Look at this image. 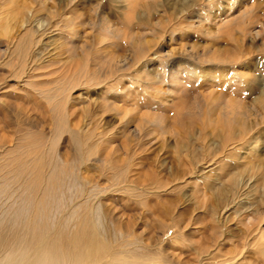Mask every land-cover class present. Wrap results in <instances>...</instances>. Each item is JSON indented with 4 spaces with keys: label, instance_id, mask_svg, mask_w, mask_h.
I'll return each instance as SVG.
<instances>
[{
    "label": "rangeland",
    "instance_id": "374dc122",
    "mask_svg": "<svg viewBox=\"0 0 264 264\" xmlns=\"http://www.w3.org/2000/svg\"><path fill=\"white\" fill-rule=\"evenodd\" d=\"M118 1H99V8L107 7L101 13V9H91L95 0H0V162L13 153L7 149L24 135L34 136L40 130L49 137L38 151L46 161L53 141L58 143L57 151L64 147L74 153L78 149L68 130H56V100L49 99L55 95L50 96L46 89L62 82L59 73L71 63L69 56H85L89 69L96 73L93 82L70 90L65 105L67 129L74 128L81 141V150L73 154L76 164L86 158L82 154L91 147V140L97 142L100 137L98 151L88 155L86 162L95 175L107 174L100 185L103 192H107L106 186L108 191L114 185L119 188L112 174L131 166L134 186L149 187L159 194L144 196L154 203L148 207L144 197H139L140 188L117 189L112 198L97 191L95 204L98 211L102 208L99 215L104 227L112 229L114 223H122L135 234L149 232L165 243L175 229L173 210L181 213L185 235L193 240L169 251H177L176 259L194 262L200 252L198 243H205L208 252L215 253L218 232L215 235L213 227L220 224L226 242L230 245L234 240L236 253L242 250L244 264H264V258L255 253L254 236L247 237L243 224L249 221L253 231L259 219L264 229V0L241 4L235 0L232 6L238 7L228 12L216 9L226 0H211L207 9L191 10L170 21L165 20L173 17L168 13L115 11L113 5ZM10 11L27 16L25 29L40 21L50 27L43 36L46 45L41 53L54 62L33 68L34 76L25 79L23 75L17 84L8 58L25 29L14 24L11 37L6 36L3 27ZM102 16L118 29L116 35L100 29ZM177 70L182 74H173ZM194 72L196 76L188 75ZM98 80L104 83L95 85ZM44 81L46 89L41 84ZM79 81L85 82V78ZM31 84L44 87L31 88ZM235 99L243 106L238 113L226 115L223 104ZM98 158L103 162L95 160ZM5 169L0 167V185L9 176ZM155 180H161L163 187L157 189L150 183ZM9 182L0 190V218L3 214L4 220L14 209L11 194L18 193L13 191L17 182ZM88 185L84 188L89 190ZM75 190L77 193L79 188ZM67 207L63 205L62 212ZM241 236L247 239L243 247L236 241Z\"/></svg>",
    "mask_w": 264,
    "mask_h": 264
},
{
    "label": "bare ground",
    "instance_id": "6f19581e",
    "mask_svg": "<svg viewBox=\"0 0 264 264\" xmlns=\"http://www.w3.org/2000/svg\"><path fill=\"white\" fill-rule=\"evenodd\" d=\"M99 1L101 0H95V4L93 3L94 6H92L93 8L91 9L94 11L96 9H101V13H103L107 7L104 4L105 6L103 5L99 8ZM113 1L117 2V0ZM210 1L211 0H119L118 5L115 3L116 5H113V7L115 11L124 9L128 12L138 14L168 13L170 15L172 14L173 17H169L165 20L170 21L175 18L178 20L183 14H186L191 10L198 9V11H203L204 8L207 9L209 7ZM233 1L235 0H226V2L222 1L220 7L217 5L216 9L221 10L222 8L224 9L223 12H228V9L231 7H238L237 4L232 6L231 2ZM243 1L245 0H241L238 3L241 4ZM17 13H19V19L15 22V14ZM23 15V12L15 13L10 11L8 13V21L3 27L7 37H11L10 31L14 24H20V27L23 30L26 28L27 16ZM99 21L100 29H103L102 31L107 30L106 32L111 33L112 31L115 33L114 35L117 34L118 29L114 28L106 17H99ZM44 26L45 25L41 21L37 22L30 28L25 29L24 32L20 33L17 37L13 50L8 58V62H10V64H8L12 67L11 71L16 75L15 78L17 81H15L14 84H17L19 82L17 78H20L23 75L26 76L25 79L33 77L34 74L31 75L32 70H36L39 67L45 68L49 63H54L53 61H50L49 57L45 58L46 55H43L44 53H41L45 50L44 45H46L43 36L49 33L50 28ZM48 37L50 39V36ZM146 54L147 53L142 55V57ZM69 57L72 58L70 60L71 63L68 64L67 67L63 64L64 66L61 69L62 73L56 70L60 72L59 74L61 77L59 76V80L62 81L56 86V88L49 89L47 84L46 86L49 89L48 90L46 89L45 81L41 84L45 86V89L50 93V96L52 94L55 95L49 97V99L56 100V104L54 103V106L57 107L58 114V128L56 130L61 131L66 129V132L68 130L69 134H71V139H75V143L78 145V149L75 150L76 153L74 152L77 154V151L81 150V148H79L81 141H79L78 135L73 133L74 128L67 129L68 122H66L65 119V105L69 102L67 95L70 90L80 85L88 84L87 86H91L96 73L89 69L87 57L83 56L82 59H77L74 55ZM36 62L39 63L36 65ZM41 63H43V65H40ZM59 66L60 65L55 66L56 69L60 70ZM109 73L112 74V72ZM179 73L180 72L177 70L173 74L178 75ZM181 74L182 73L179 75ZM188 75L193 77L195 72L188 73ZM81 78H85V82H80L79 80ZM103 81L98 80L94 83L97 85L101 84ZM28 82L25 81V83ZM46 83L49 82L46 81ZM41 84L40 87L38 86L39 84H31L30 87L33 88L37 85V87L42 90L44 86L42 87ZM242 106L243 104L237 100L236 102L226 101L223 104L226 115L233 112L238 113V109ZM100 133L103 135V132ZM90 136H93V132ZM95 137H97V135ZM98 138L97 142L93 140L95 138L91 140V147L87 149L88 151L85 152V154H82L83 156H86V158L84 161L80 159L78 161L79 165L76 164L77 156L73 155L74 153L71 149H65L63 147L61 150L57 151L56 148L58 143H55L57 141L51 142L47 161L42 154L38 155V151L40 149L42 150L46 142L49 141V137H47L42 130L34 136L30 134H27V136L24 135L18 142L13 144L11 148L7 149L14 154L11 153V155H8L7 158L3 159V162H0V167L6 168L5 174L9 175L6 177L5 182H3L4 180L1 181L2 184L0 185V190L5 188V186H8L6 185L7 181H14L17 183L15 188L13 187L15 189L13 191L14 193L15 191L18 193L17 195H15L16 193L11 194L15 199V202L12 201L15 205L12 212L10 211L11 214L6 212L7 214L9 213L10 218H6L5 220L1 219L5 216H3V214L0 218V264H244L242 250L236 253V246L233 243L234 240L231 239L233 244L230 242V245L226 242L224 239L225 234L223 236L220 224H217V227H213L214 234L215 232H218V235L215 236L216 243L213 241V249H217L215 253L212 252V254H210L205 243H198L197 247H199L200 252L199 255L198 252H196L198 256L195 255L194 262L192 261L193 259L185 261L176 259L175 255L177 256V251L172 253L169 251L174 249L176 244L185 243L190 245L193 240H190L191 237L189 239L188 236L186 237L185 235V228L181 225V213L174 212L173 210L172 214H170L171 223L175 229L174 233L171 234L165 243H163L161 239V242H158V238L150 235L149 232L142 235L135 234V231H132L128 225H121L122 223L120 224L116 222L114 223V226L115 228L119 227L123 229V231L118 230V232H116L115 228L111 229L104 227L105 225L102 223L104 220H102L100 218L101 215H99L102 208L98 211L99 207L97 208V204L95 203L98 198L96 192L99 190L103 192L101 189L104 190V188L100 187L102 184V177H107V174L95 175L92 171L93 169H91L86 162L90 160V157L87 158L88 155L94 154L98 151V141L101 140L100 137ZM95 160L103 162V158ZM117 163L119 164L118 161ZM130 168L126 167L125 169L115 170L112 176L115 183L120 185V187L118 188L114 185L108 191L106 186L107 192H103L106 194L105 196L110 198L111 196H114L113 194L115 191H118L117 189L132 187V189L140 188V198H143L148 194L151 196L153 194L157 197L159 194L154 189L150 190L151 188L149 187H145L144 189L142 186H134V171L132 169L130 170ZM83 180L87 185L91 184L89 190L84 188L86 184ZM150 183H154L157 189L158 187L162 188L164 184L161 180H155ZM4 184L5 186L3 187L2 185ZM74 188H79V192L77 191V193H75L76 190L74 191ZM67 192H70V194ZM101 192H98V194L100 193L103 196L104 194ZM121 192L119 194H122ZM105 196H103V198ZM107 198L105 200H107ZM147 198L148 196L143 198V201H145L144 203L148 207H154V203L146 201ZM10 199H12V197ZM111 200H114V198ZM104 204L105 206L108 205L107 203ZM63 205L64 207L68 206L65 212H62L64 210L61 209ZM104 209L106 210L107 208ZM110 212H112V210ZM112 217L118 220L117 217L110 216L109 218L112 221H115ZM246 220L248 219L246 218ZM258 220H255L257 221V224L253 231H250V227L247 225L249 221H244L243 224L247 227L246 234L250 235L247 237L251 238V236H254L252 243L256 248V255L264 258V229L258 224ZM118 221L120 222V220ZM240 222L242 223V221ZM241 239L244 240L243 243L240 241ZM246 240V236H241V238L236 241L239 244L241 243L239 245L240 247H243ZM203 254L205 256L200 259ZM247 262L245 264H247Z\"/></svg>",
    "mask_w": 264,
    "mask_h": 264
}]
</instances>
